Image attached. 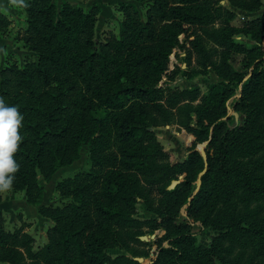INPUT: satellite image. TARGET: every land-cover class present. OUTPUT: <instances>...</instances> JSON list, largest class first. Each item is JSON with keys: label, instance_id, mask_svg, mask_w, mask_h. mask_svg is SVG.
I'll return each instance as SVG.
<instances>
[{"label": "trees", "instance_id": "obj_1", "mask_svg": "<svg viewBox=\"0 0 264 264\" xmlns=\"http://www.w3.org/2000/svg\"><path fill=\"white\" fill-rule=\"evenodd\" d=\"M134 1L149 2L145 19L125 3L120 36L98 41L97 6L85 11L53 0H19L26 13L21 39L36 59L0 69V97L23 116L11 188L38 205V178L49 182L79 158L83 144L91 167L56 184L68 198L61 206H39L53 225L36 251L28 233L0 224V262L141 264L134 245L147 244L141 236L148 227L164 231L151 264H264V13L236 28L234 12L220 0ZM228 2L247 12L262 6V0ZM9 25L0 13V34ZM237 34L252 44L237 41ZM179 35L188 40L187 58L195 54L201 69L219 78L206 94L159 85L179 72L168 71ZM233 53L252 67L249 77L231 65ZM239 85L233 111L244 124L229 127L227 102ZM170 123L193 140L182 161H171L157 139L156 128ZM206 141L204 161L196 147ZM156 197L155 218H137V203L151 208ZM192 222L217 233L209 245L197 244ZM114 249L123 253L110 254Z\"/></svg>", "mask_w": 264, "mask_h": 264}, {"label": "rangeland", "instance_id": "obj_2", "mask_svg": "<svg viewBox=\"0 0 264 264\" xmlns=\"http://www.w3.org/2000/svg\"><path fill=\"white\" fill-rule=\"evenodd\" d=\"M23 1V0H22ZM221 4L234 12V18L231 25L236 28H241L247 21L257 18L264 13V0L262 6L257 12H247L230 6L228 0H220ZM57 7H62L65 3L73 6L81 7L85 11L93 6L99 8L96 16L95 38L98 41H104L110 36H120L121 24L124 20L122 5L132 2L138 10L141 18L145 19V12L149 6V2H136L134 0H53ZM0 13L5 15L10 21L8 28L0 34V69L5 67L9 62H15L18 66H23L28 61L36 59V55L30 52L21 37L26 29V13L23 7L20 6L19 0H0ZM218 24L216 25V27ZM179 46L172 50L168 61V71L179 69L175 79L168 84L160 81L159 85L165 89H193L199 88L202 94H206L210 86L219 81V78L212 72H204L197 64L195 54L191 55V59L187 58V49L189 47L188 40H185L184 35H179ZM236 40L250 46L252 44L249 36L237 34ZM210 49H220L213 43L208 44ZM230 63L240 72L246 73L249 77L252 67L245 68L243 55L233 53L230 57ZM186 72L183 74L182 72ZM241 85L236 90L235 95L227 102L228 112L224 117V121L229 127L241 126L244 124V116L233 111L235 102L239 99L241 93ZM100 114H104L105 110H101ZM156 135L159 143L165 151L170 154V160L173 162L182 161L188 155L189 149L193 145L191 136L188 135L183 128H180L176 123H170L156 128ZM208 141L197 145L199 150L205 146ZM91 167L89 158V146L83 144L80 149L79 158L72 164L59 168L52 176L49 182L38 178L39 184L43 188L42 200L38 205L27 203L23 191H14L12 188L5 192H0V224L8 231L12 232L15 229L21 228L28 233L32 238V249L36 251L47 241V230L53 225V221L47 217L41 216L38 213L39 206H61L67 201V197L61 196L55 190V186L59 181L65 178L72 177L74 174L81 171H88ZM183 179V175L178 177L176 182ZM173 181H171L170 185ZM197 184V181H196ZM169 185V186H170ZM168 186V188H169ZM196 189V188H195ZM156 194V193H155ZM188 205V204H187ZM184 205L179 222H185L186 206ZM157 206V197L154 200V205L148 208L143 202L139 201L135 208L136 217L139 219L155 218V208ZM192 232L196 235L197 244L209 245L211 239L217 234L210 227H205L199 222H192ZM145 234L141 236V240L147 242L146 245L136 244L133 247L141 250L140 256L143 262L141 264H151L157 254V245L155 244L158 238H161L164 231L161 228L149 230L148 227L143 228ZM144 237V239H142ZM168 243L164 242L163 246ZM110 254L116 255L123 253V250L114 249L109 251ZM0 264H8L0 262Z\"/></svg>", "mask_w": 264, "mask_h": 264}, {"label": "clouds", "instance_id": "obj_3", "mask_svg": "<svg viewBox=\"0 0 264 264\" xmlns=\"http://www.w3.org/2000/svg\"><path fill=\"white\" fill-rule=\"evenodd\" d=\"M23 116L17 107L9 106L0 97V192L11 189L19 164L14 153L22 140L19 129Z\"/></svg>", "mask_w": 264, "mask_h": 264}, {"label": "water", "instance_id": "obj_4", "mask_svg": "<svg viewBox=\"0 0 264 264\" xmlns=\"http://www.w3.org/2000/svg\"><path fill=\"white\" fill-rule=\"evenodd\" d=\"M199 151H200V153H201V155H202L204 161H206V153H205L203 147H200V148H199ZM205 166H206V165H205ZM205 170H206V168H204V169L200 172V174H199V176H198L195 191H197L198 188H199V185H200V182H201V179H200V178H201V175L204 173ZM176 183H177L176 181H173L172 184L169 186V188H173V187L176 185ZM190 199H191V198H190ZM142 239H144V237H142ZM136 260L139 261V262H143V259H142V258H136Z\"/></svg>", "mask_w": 264, "mask_h": 264}]
</instances>
